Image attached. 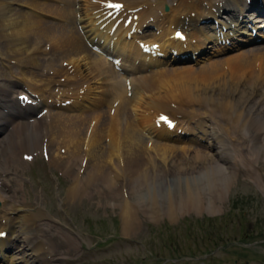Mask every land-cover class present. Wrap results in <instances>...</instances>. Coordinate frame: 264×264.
<instances>
[{"label":"bare ground","instance_id":"1","mask_svg":"<svg viewBox=\"0 0 264 264\" xmlns=\"http://www.w3.org/2000/svg\"><path fill=\"white\" fill-rule=\"evenodd\" d=\"M28 1L0 0V41L5 44L0 56L3 64L14 63L16 68L8 72L11 78L37 95L39 99L30 98L32 103L48 105L45 93L56 90L59 106L46 107L50 112L44 127L39 120L14 122L9 115L27 114L30 109L17 96L8 100L5 88L0 89V125L7 131L0 147L15 139L25 152L32 146L46 149L52 164L69 176L68 200L104 188L107 196L120 202L124 231L130 232L141 207L152 216L166 213L171 219L201 211L205 204L212 209L234 174L230 163L242 161L240 153L251 152L258 143L264 155L262 49L222 60L207 58L208 64L200 69H158L181 56L194 62L208 56L207 49L220 51L264 38V18L256 15L261 11L257 6L239 27L246 0H60V6ZM18 7L44 9L64 24H50ZM222 9L230 10L224 16L232 24L217 15ZM232 10L238 14L233 21ZM209 17L219 23L218 29L213 23H201ZM151 23L155 33L140 40L144 35L139 30ZM129 34L131 41L126 39ZM42 43L48 45L45 55L63 63L53 66L57 61L53 57L46 67L52 75L43 69L48 78L38 74ZM141 132L149 134L147 141ZM163 137L186 146L160 143ZM205 141L206 150L193 151L191 144ZM56 143L63 146L60 153L55 152ZM252 155L257 161V152ZM6 171L2 166L0 177ZM167 174L176 176L175 187L166 189L163 197L157 191L158 180ZM206 191L210 199L205 198ZM130 193L134 199L145 196L146 201L132 203ZM5 199L0 196V264H52L37 236L43 215ZM12 244L18 245L13 251Z\"/></svg>","mask_w":264,"mask_h":264},{"label":"rangeland","instance_id":"2","mask_svg":"<svg viewBox=\"0 0 264 264\" xmlns=\"http://www.w3.org/2000/svg\"><path fill=\"white\" fill-rule=\"evenodd\" d=\"M33 1L51 6L61 5L60 0ZM18 8L30 14L35 12V15L38 14L50 24H64L57 16H52V12L44 9L43 12L32 7ZM4 46L1 40L0 48L4 49ZM45 50L48 52V45L42 43L38 54L41 70L39 73L36 70L42 78H48L44 76L46 73L43 69H47L54 57L51 54L45 55ZM260 51L264 53V48ZM54 59L57 61L53 62V66L63 65L57 58ZM197 63L187 64L185 67L200 69L208 61L202 59ZM5 65L8 64H3L0 56V86L12 82L11 85L8 84L11 90L20 92L22 87L18 86H23L24 83H17L16 77L11 78L8 73L16 68L14 63L8 67ZM171 67L162 65L158 69ZM46 72L49 74L51 70ZM59 80L64 81L63 78ZM24 91L29 92L27 89ZM56 92L52 90L51 95L45 93L48 105L42 108L43 113L38 114L39 118L31 117L26 121L32 124L39 120L44 127L50 112L46 107L59 106V100L54 96ZM63 104L64 102L61 105ZM141 136L146 141L149 138L145 132ZM164 140L160 139L162 143L174 145ZM7 144L9 148L7 146L4 151ZM7 144L0 147L3 156L0 155V168L3 166L7 170L0 177V196L8 201L15 200L17 206L24 205L34 213L40 212L43 215L42 221L38 223L37 236L41 246L50 252L52 264H264V155L257 148H261L260 143L251 152L246 150L244 154L240 153L242 161L230 163L234 174L224 188V197L220 202H213L212 209L205 204V209L201 208V211H186L171 219L166 213L152 216V213L141 207L135 219L136 226L130 232L124 231L120 202L111 194L107 196L104 188H99L103 185L98 186L99 192L92 190L78 200H68L67 193L71 185L69 176L52 164V158L46 149L32 146L25 152L15 139ZM179 144L183 146V143ZM55 145V152L58 150L60 153V147L63 146L61 143ZM252 145L248 146L251 148ZM253 152H257V161H254L256 156L252 155ZM63 153L62 151L61 154ZM7 158L9 159L6 160ZM221 165L226 171L225 165ZM107 166L111 167L110 163ZM198 174H194V177L197 178ZM175 179L176 176L163 175L158 180V193L165 197L166 189L174 190ZM129 195L132 203L141 204L146 201L145 196L134 199L133 194ZM166 202L164 198L160 203L164 205Z\"/></svg>","mask_w":264,"mask_h":264},{"label":"snow or ice","instance_id":"3","mask_svg":"<svg viewBox=\"0 0 264 264\" xmlns=\"http://www.w3.org/2000/svg\"><path fill=\"white\" fill-rule=\"evenodd\" d=\"M110 6H112V5H110ZM115 7H119V5H115ZM179 35V34H178ZM182 38V37H181ZM163 119V118H162ZM169 126L171 127L172 125H171V123H169Z\"/></svg>","mask_w":264,"mask_h":264}]
</instances>
